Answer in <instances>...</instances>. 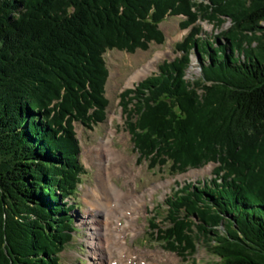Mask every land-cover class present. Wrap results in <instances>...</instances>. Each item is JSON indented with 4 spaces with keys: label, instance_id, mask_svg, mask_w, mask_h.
<instances>
[{
    "label": "trees",
    "instance_id": "trees-1",
    "mask_svg": "<svg viewBox=\"0 0 264 264\" xmlns=\"http://www.w3.org/2000/svg\"><path fill=\"white\" fill-rule=\"evenodd\" d=\"M208 2L0 0V264H60L84 172L74 124L105 119L104 56L163 44L169 17L187 31L179 56L120 95L126 129L152 168L216 169L175 191L166 229L151 228L176 251L202 241L210 264H264V0ZM222 17L232 27L212 38L197 25Z\"/></svg>",
    "mask_w": 264,
    "mask_h": 264
},
{
    "label": "rangeland",
    "instance_id": "rangeland-1",
    "mask_svg": "<svg viewBox=\"0 0 264 264\" xmlns=\"http://www.w3.org/2000/svg\"><path fill=\"white\" fill-rule=\"evenodd\" d=\"M190 1L198 6L209 5L208 0ZM180 20V17H169L159 25L164 36V42L161 45L150 43L147 49L136 50L133 54L113 50L104 56L108 71L104 95L108 101L105 119L92 130L78 123L74 124L76 139L79 142V162L84 172L73 197L74 201H71V205L77 207V210L71 213L76 233L73 235L71 244L60 254V264H95L88 244L90 232L86 222L92 216V212L88 211L85 191L95 185L96 170L85 151L97 146L105 135H108L110 128L115 130L114 148L128 157L126 167L132 168L136 174L141 172L136 182H131V186L136 193L144 194L146 202V207L137 220L141 231L136 236L132 234L133 232L125 234L127 246L144 253L141 254L142 261L137 258L132 264H210L213 262L202 241L194 239L192 248L176 251L166 246L162 240H156L157 230L151 228V224L154 223L159 230L166 229L165 217L169 210L167 200L185 184L214 178L212 174L216 165L209 162L199 168H190L185 171L174 170L170 163L152 168L147 161L140 159L135 150L132 137L126 129V118L120 102V95L123 92L134 89L140 82L155 74L157 67L163 62H172L179 56L174 47L187 34L186 30L181 29ZM221 20L222 25L217 29L208 21H197V25L206 37L212 38L220 31L232 27L229 17H222ZM189 60L190 63L185 71V81L194 83L200 79L201 71L194 53H191ZM146 66H149L151 70L136 77V74ZM113 182L118 188L127 189L123 185V178L113 179ZM122 223L124 224V221ZM153 234H155L154 237ZM111 264L116 263L111 262Z\"/></svg>",
    "mask_w": 264,
    "mask_h": 264
},
{
    "label": "bare ground",
    "instance_id": "bare-ground-1",
    "mask_svg": "<svg viewBox=\"0 0 264 264\" xmlns=\"http://www.w3.org/2000/svg\"><path fill=\"white\" fill-rule=\"evenodd\" d=\"M149 69L146 66L136 77ZM113 138L115 130L110 128L108 135L97 146L85 151L96 170L95 185L85 191V202L88 211L92 212L86 222L90 232L88 244L95 264H132L137 258L142 261L141 254L144 253L129 248L125 234L133 232L136 236L141 231L137 220L146 202L144 194L136 193L131 186L141 172L136 174L132 168L126 167L128 157L114 148ZM122 178L126 190L118 188L113 182V179Z\"/></svg>",
    "mask_w": 264,
    "mask_h": 264
}]
</instances>
